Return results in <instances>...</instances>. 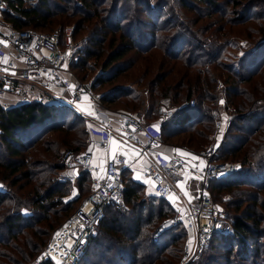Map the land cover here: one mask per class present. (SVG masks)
I'll use <instances>...</instances> for the list:
<instances>
[{"label": "trees", "instance_id": "trees-1", "mask_svg": "<svg viewBox=\"0 0 264 264\" xmlns=\"http://www.w3.org/2000/svg\"><path fill=\"white\" fill-rule=\"evenodd\" d=\"M23 1L8 0L20 16H4L17 29L39 30L50 22L61 25L77 17L70 21L74 39L79 31L87 30L84 23L89 22L71 70H84L90 60L103 54L101 68L112 74L105 79L99 75L92 84L93 91L96 85L110 82L134 66L135 60L124 59L128 54L151 53L152 60L142 63L144 68L135 80L146 78L147 99L122 87L102 93L100 99L105 104L125 99L126 111L143 115L146 121L157 119L156 109L161 105L175 109L172 118L160 122L164 142L199 152L211 141L214 114L221 120L222 114L226 116L227 131L215 160L239 161L241 169L211 180L209 191L213 201L223 192L232 197L226 207L229 210L235 203L228 213L233 233H213L196 264H264V199L258 194L264 189V112L257 110L255 101L256 96H264V23H259L256 45L234 64L222 61L226 41L201 44L198 37L213 25L216 28L211 33H221L224 26L216 24L221 19L233 22L227 26L264 19V10L254 12L258 0H198L203 4L201 12H206L194 19L168 6L165 0H36L27 7ZM260 2L264 7V0ZM220 3L238 10L227 13ZM178 4L187 12L198 9L193 1L178 0ZM57 14L64 17L53 22ZM216 14L220 17L208 27H190L203 16ZM190 99L195 100L193 107L188 106ZM220 99L222 107L218 105ZM73 111L60 101L0 106V264H25L35 257L53 225L64 216L66 221L77 209L71 211L72 207L78 202L80 206L89 193L88 175L79 171L77 195L64 201L72 188L68 190V180L56 177L64 169L63 162L57 161L59 148L69 146L78 153L88 141L85 119ZM38 153L41 157L33 158ZM142 189L137 182L124 181L123 205L106 208L95 235L75 264L179 262L183 245L178 243L186 235L184 226L177 222L161 229L159 219L169 213L165 211L167 202L155 196L149 202L139 199Z\"/></svg>", "mask_w": 264, "mask_h": 264}, {"label": "built area", "instance_id": "built-area-1", "mask_svg": "<svg viewBox=\"0 0 264 264\" xmlns=\"http://www.w3.org/2000/svg\"><path fill=\"white\" fill-rule=\"evenodd\" d=\"M5 14L20 16L19 10L10 6L8 0H0V17ZM1 18L0 24L9 30L6 33L0 31V94L14 91L16 82H24L42 86L50 92L53 90L56 94L58 92V95L55 94L58 101L71 107L87 97L95 121V125L89 128V134L99 136L101 142L114 136L127 144L122 153L106 161L101 175L92 165L90 154L74 153L71 150L63 153V179L74 182L79 171L86 172L90 191L78 209L54 231L35 263L48 261L52 264H75L95 235L106 208L111 204L118 207L123 205L124 181L118 164L134 163L147 152L155 150L163 142V136L160 130L152 128L140 117L126 113L119 120L117 134L113 135L109 131L100 95L91 90L89 83L80 81L71 70L80 44L72 42L70 31L61 39L57 34L43 33L35 28H14L10 22H3ZM194 105L195 100L190 99L188 106ZM257 105V110L264 112V101H258ZM174 112L175 109L163 105L156 109V115L161 121L172 118ZM214 117L216 142L213 145L199 152L181 146L182 150L192 155L190 160L183 155L163 156L154 151L141 171L153 195L168 202L174 194L181 193L178 185L185 182L187 177L196 183L194 198L184 208L179 205V199L171 201L174 217L168 221V225L180 222L192 236V242L184 247L180 264L197 260L213 233H233L224 208L212 200L209 188L211 180L238 172L241 164L215 160L228 124L215 114ZM177 189L179 192H176Z\"/></svg>", "mask_w": 264, "mask_h": 264}, {"label": "rangeland", "instance_id": "rangeland-1", "mask_svg": "<svg viewBox=\"0 0 264 264\" xmlns=\"http://www.w3.org/2000/svg\"><path fill=\"white\" fill-rule=\"evenodd\" d=\"M35 1L36 0H24L23 1L24 2L23 6H25V7L31 6V5H33L35 3ZM149 1L153 2L155 0H149ZM165 1H168V3H167L168 6H171L172 8H175L176 10H178L179 12H181L182 14L187 16L188 18L191 17L192 19H194L196 17L195 15L203 14V13L206 12V10H203L201 12V7H203V4L201 2H199L198 0H195V1L194 0H186L188 2H192L193 1L194 4H196V6L198 7V9H195L194 11H189V12H187L186 10H184V9H182L180 7V5L178 4V0H165ZM221 1H226V0H221ZM260 1L261 0H258V2H257L259 7L256 10H254L255 13H256V11L264 10L263 3H261ZM220 6H221V9H223L227 13L228 12L230 13L231 11H237L238 10V8H234L232 5H228V6L224 7V5L220 3ZM51 7L53 8V10H56L52 4H51ZM4 16L5 15H3L2 19L4 21H7ZM63 17L64 16H60L59 14H57L56 16L53 17V19H54L53 22H55L56 20L59 21ZM219 17H220L219 14H216V15H213V16H210V17H204L203 16L202 19L196 25H192V26L190 25V27L193 30H196L197 28H201V30H202L205 26L208 27V25H210V23L212 21H216ZM226 17H232V16L227 14ZM76 19H78V18L74 17V18L70 19L69 21L64 22L63 24L60 23L61 25L57 24V22L56 23H51L50 22L44 28H39V31H41L43 33H47V34H57L61 39H64L67 31H70L69 32V37L71 38V32H72V28H73L74 24L72 22H70V21L71 20L76 21ZM88 23L89 22L84 23V27H85V29L87 28V30L89 29V27H87ZM232 23L233 22L227 23V21L225 19H221L218 23H216L218 26H224V29L222 30L221 33H217L216 35L212 34L211 32L214 31V29L216 28V26L213 25L208 30H206V31L203 30L204 34H201V33L198 34V37L200 38L199 42H201V44H204L203 42H205L206 44H209V43L218 44L220 41H226L227 46L224 48V51H223V54H222L221 58H222V61L224 63H227V64L236 63L237 60L243 55V53L245 51H247L250 48H253L256 45V43L258 42V38H259V36L256 35L257 31L260 29L259 28L260 27L259 23H264V19L252 18V19H249L248 21H243L241 23L233 24V26H227V25H232ZM87 30L86 31H79V33L74 36V39H71L72 42L79 43L82 46L81 42L84 41V37H85V35L87 33ZM210 33H211V35H210ZM213 37L216 38L215 41H214ZM219 39H221V40H219ZM150 54L151 53H148V54H134V53H130V54H128L124 59H126V60L127 59L135 60L134 66L129 71L117 76L115 79H113L110 82L96 85L95 86V88H96L95 91H93L92 88H91V90L94 93H96L98 95H101L102 93H106L107 91H110V90H112V89H114L116 87H122L124 89H133L135 92H139L142 95L143 98L147 99L148 98L147 87H145V83H144V82H146V78L145 79H141L139 82H135V80L139 79L140 73L142 72V69L144 68V64L142 66V63L152 60V58L149 57ZM102 61H103V54L100 57H98L97 59L90 60L88 62V64H87V68L86 69H84V70H74L73 73L80 81L87 82L92 87L93 82L96 81V78L99 75H104V77H102V79H105V77H109L112 74V72L110 70H103L101 68ZM143 84H144V86H143ZM242 85L245 86V87H248V84H246V83H242ZM251 85H253V84L249 83V86H251ZM221 87H222L221 81H218V84H217L218 92H220ZM34 88L38 89V90H42V92L44 94H47V95H50V93H51V92H48L49 90L47 88H43L42 86H39V85H38V88H37V86L32 87V89H34ZM56 95H58V92H57ZM258 96H256L257 98L255 97L256 98L255 101H257L256 105H257L258 101H264V96L263 95H261L260 98H258ZM51 102H53V101L51 100ZM124 102H125V99H120V100H117L116 102L111 103V104L102 103L103 111H104V113L105 112L107 113V111H110V112H113V113H116V114H119L121 112V114H123V113L125 114L126 113V114L136 115V114H134L132 112L126 111V109L124 107ZM218 105H219V107L223 106V100L222 99L219 100ZM247 113H248V111H247ZM222 115H223L222 118L226 119V116L224 114H222ZM139 117L144 122L146 121L143 115L139 116ZM148 121L156 123L158 125L161 122V120H159L158 117L154 121H153V119L152 120H148ZM148 121H146L145 123H147ZM226 123L228 124V122H226ZM50 137L51 136H49L47 139H50ZM215 142H216V131H215V125H214V131H213V134L211 136V141L209 143V146L213 145ZM180 146H182V145H180ZM71 149H72V147H69V146L68 147L59 148V151H58L59 157H58V160L55 159V161L57 160V161L62 163L63 162L62 161L63 153L65 151L71 150ZM40 150H41V146H38L37 151H40ZM71 151H73V150H71ZM52 153L53 152L51 151V155H52ZM37 157H41V154L38 153V154L33 156V158H37ZM187 158L190 160V158H192V157H190V158L187 157ZM189 160H188V162H189ZM227 161L239 162V161H233V160H227ZM185 168H187V167H185ZM56 177H57V179L63 181L64 180L63 179V170L57 172ZM2 188H3V186H2ZM2 188H1V185H0V189H2ZM71 188H76L75 187V181L74 182H70V188H68V190L71 189ZM190 188H191V190H194V193H195L196 183H195L194 180L190 182L189 187L187 186V184H185V182H183L182 187H180V189H181L183 194L185 192H188V189H190ZM246 189H247L246 191H251L250 188H246ZM87 190L90 191V189H87ZM86 192H87L86 189H84L83 190V194L86 195L87 194ZM258 194H259V196H261L264 199V189L261 190L260 192H258ZM82 196H81V198H82ZM151 197H153V196H151L150 194H147L144 189H142L141 194H139V199H145V201H147V202H149L151 200ZM81 198H80V200H81ZM215 199L217 201H214V202L221 204V206L224 208V210L226 212L227 220L230 223L231 220L229 219L228 213L230 211L232 213V207L235 206V203L229 205V210L227 209L226 206H227L228 202H232V200H233L232 197L229 194H226V193L223 192V193H220L217 197L215 196ZM63 200L66 201V198L64 197ZM166 202H167V206H165V211L167 210V212H168V210H169V213L167 215L163 216L161 219H159V222L162 224L161 225L162 226L161 229L169 227L168 221L171 220L174 217V209H173V207L171 205V201L170 202L166 201ZM79 204H80L79 202L77 204H75L72 207L71 211L74 210L76 207L78 209ZM172 212H173V215H172ZM64 217L63 218L61 217L60 221L53 225V229H50L51 231L48 233V235L46 237L45 245H44V247L41 248L40 252L38 254H36L35 257L30 259L28 262H26L25 264H36L35 262H36L37 258L42 254V251L44 250L46 244L50 240V238H51L52 234L54 233V231L59 226H61L64 223V221H65ZM191 238H192V236L190 234H188V232L186 231V235L178 243V245H180V246L183 245V246H182L181 257H180V260H179V262L177 264H180V262H181V259L183 257V252H184L185 245L188 242L189 243L192 242ZM262 256H263V253H261V258H262ZM200 259H201V255H200V257L197 260L191 261V262H189L187 264H196L197 262L200 261Z\"/></svg>", "mask_w": 264, "mask_h": 264}, {"label": "crops", "instance_id": "crops-1", "mask_svg": "<svg viewBox=\"0 0 264 264\" xmlns=\"http://www.w3.org/2000/svg\"><path fill=\"white\" fill-rule=\"evenodd\" d=\"M3 22L5 21L3 20ZM8 30H9L8 27L0 24L1 32L6 33L8 32ZM34 86H37L38 88V85H35V84L16 82L14 84V89H15L14 91H6L0 94V106H2L3 108H8V107L19 105L24 102L35 101V100L43 101V102H51L52 100V101L58 102V98L55 96V93H53V90L51 91L50 95H47V94H44L42 90H38L35 88L32 89V87ZM54 91H56L55 88H54ZM164 103H167V101H164ZM72 110H74L73 112H76V114H78L79 116L85 119L84 124L86 126L87 132L89 131L90 127L95 125L93 110L88 105L87 97H84L82 101H80L75 106H72ZM123 114H121V112L119 114H116L110 111H107V113L105 114V116L108 119V129L113 135L117 134L119 120L121 119ZM135 116L139 117L138 115H135ZM147 123L150 124V126L156 130L157 128L158 130L160 129L159 128L160 124L158 125L153 122H147ZM126 147H127L126 143L117 140L114 136L106 142H101V139L99 138V136L90 135L88 133L87 144L78 153L90 154L91 159H92V165L95 168H97V173L101 175L106 161L110 157H113L114 155H116L117 153L119 152L122 153ZM154 151L156 153L157 152L160 153L163 156H170L172 154L183 155L189 158L192 156L187 151L182 150L180 145L178 146L176 144L163 141L160 145H158L155 148V150L147 152L145 156L138 158L134 163H130L127 165L118 164V169L120 170L122 178L124 179L123 181L127 182L129 180H132L134 182L139 183L140 185L143 186L146 193L150 194L151 196H154L152 193L151 186L147 179L142 178L141 171H142V168L151 159V156L154 155L155 153ZM190 182H191L190 178L187 177L185 180V184H187L188 187L190 185ZM182 185L183 183H180L178 185L181 193L179 195H176L177 193L174 194L171 197L170 201L175 202L176 200L179 199L178 201L179 205L183 206L184 208L187 205V203L194 198V190H191L190 188L188 189V192H185L183 194L180 189ZM179 190L177 189L176 192H179ZM76 195H77V189L72 188L70 195L66 197V200L74 198Z\"/></svg>", "mask_w": 264, "mask_h": 264}, {"label": "snow or ice", "instance_id": "snow-or-ice-1", "mask_svg": "<svg viewBox=\"0 0 264 264\" xmlns=\"http://www.w3.org/2000/svg\"><path fill=\"white\" fill-rule=\"evenodd\" d=\"M0 43H2V42H0ZM154 127H156V126H154ZM157 130H158V128H157Z\"/></svg>", "mask_w": 264, "mask_h": 264}]
</instances>
